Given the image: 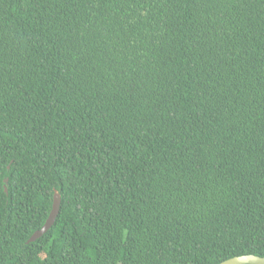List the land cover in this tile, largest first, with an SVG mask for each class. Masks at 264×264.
I'll use <instances>...</instances> for the list:
<instances>
[{
	"label": "trees",
	"instance_id": "1",
	"mask_svg": "<svg viewBox=\"0 0 264 264\" xmlns=\"http://www.w3.org/2000/svg\"><path fill=\"white\" fill-rule=\"evenodd\" d=\"M246 255L264 257V0H0V264Z\"/></svg>",
	"mask_w": 264,
	"mask_h": 264
},
{
	"label": "water",
	"instance_id": "2",
	"mask_svg": "<svg viewBox=\"0 0 264 264\" xmlns=\"http://www.w3.org/2000/svg\"><path fill=\"white\" fill-rule=\"evenodd\" d=\"M8 180L5 181L8 184ZM8 192V190H6ZM61 212V195L59 192H55L54 202L52 211L49 215V218L46 221L44 227L37 231L28 241V243L36 242L38 239L42 238L56 223L57 218L59 217ZM221 264H264V257H260L257 255H246L241 257H236L225 261Z\"/></svg>",
	"mask_w": 264,
	"mask_h": 264
}]
</instances>
